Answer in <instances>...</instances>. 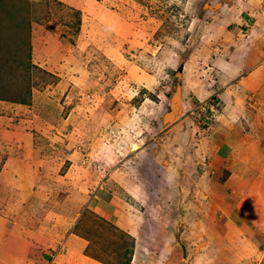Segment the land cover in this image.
Segmentation results:
<instances>
[{
	"label": "rangeland",
	"instance_id": "1",
	"mask_svg": "<svg viewBox=\"0 0 264 264\" xmlns=\"http://www.w3.org/2000/svg\"><path fill=\"white\" fill-rule=\"evenodd\" d=\"M0 117V264H264V0H0Z\"/></svg>",
	"mask_w": 264,
	"mask_h": 264
},
{
	"label": "crops",
	"instance_id": "2",
	"mask_svg": "<svg viewBox=\"0 0 264 264\" xmlns=\"http://www.w3.org/2000/svg\"><path fill=\"white\" fill-rule=\"evenodd\" d=\"M97 36V35H96ZM96 36H94L93 35V38H95ZM102 38H100V37H98L99 39H97L96 38V46H98V45H100V46H98V48L99 49H101V44H103V46H102V50L103 51H106V48H105V43L104 42H102L103 40H105V35H103V36H101ZM104 37V38H103ZM99 40V41H98ZM102 40V41H101ZM238 63L240 64V66L241 67H243V66H245L244 65V63H243V61L242 60H239L238 61ZM180 68V67H179ZM230 72H233V71H230ZM143 80V79H142ZM140 82H146V80H144V81H141L140 80ZM9 103V102H8ZM7 108L9 107L8 105L6 106ZM172 114V113H171ZM3 117V121H7V122H10V121H12L13 119L10 117V116H8V115H4V116H2ZM1 118V117H0ZM173 120H175V121H173ZM171 121H173L174 122V124H175V122H176V119L174 118V117H171V120L169 121V122H171ZM178 125H179V123H178ZM175 127H177V124H175L174 125ZM165 131H162L161 132V134H164V135H166L165 133H164ZM15 133L14 132H12L11 131V135H14ZM18 134V133H17ZM26 135V134H25ZM19 137H22L20 134H19ZM25 144V143H24ZM141 147H139V148H137V150H139ZM232 149H233V146H232ZM1 158H2V155H0V179H2V180H6L5 181V183H7V185H12L13 183H14V180H13V178L11 177V175L9 176V175H7V173H16V172H18V174H20V176H22L24 173H22L21 172V166H17V165H14L13 163V161L12 160H14L13 158H9V160H3V161H1ZM10 159H12V160H10ZM15 161V160H14ZM8 163H9V166L10 165H12V167H9L8 166ZM17 167H19V168H17ZM22 173V174H21ZM12 180V182H11V184H10V181ZM20 183V182H19ZM22 186L24 185L25 186V183H23V180H22V183H20ZM104 184H106L107 185V183H103V185ZM24 186H23V188H24ZM109 188H107V186H102V188H100V189H96L94 192H95V194H93V196L94 197H96L97 196V200H96V204L97 205H101V204H103V205H107V204H109L112 200H113V197H112V194L109 192V190H108ZM109 197V200L107 201L106 200V198L105 197ZM29 201V200H28ZM27 201V202H28ZM92 201V200H91ZM60 209L61 210H67V209H64V208H62V207H60ZM93 210H97V211H99L98 212V215H102V216H105V217H107V216H111V214L112 213H109V212H103V209L102 210H99V208H98V206H97V208H95V209H93ZM69 213H67V215L69 216V215H73V213L70 211V210H67ZM76 211V210H75ZM70 217V216H69ZM71 219L73 218V217H70ZM115 220V219H114ZM72 224V223H71ZM69 239V240H68ZM64 244H66L67 245V251H69V252H71V254H72V252H76V255H79L78 256V262H79V264H104V263H101V262H98L97 261V259L96 258H94L93 256H85V254H84V251L86 250V248H87V245H85V241H83L82 239H80V238H78V237H73V238H71V236L69 237V238H67L66 240H65V242H64ZM64 246V245H63ZM74 250V251H73ZM68 252V253H69Z\"/></svg>",
	"mask_w": 264,
	"mask_h": 264
},
{
	"label": "trees",
	"instance_id": "3",
	"mask_svg": "<svg viewBox=\"0 0 264 264\" xmlns=\"http://www.w3.org/2000/svg\"><path fill=\"white\" fill-rule=\"evenodd\" d=\"M128 261V262H127ZM126 262H127V264H129V262H130V260H127Z\"/></svg>",
	"mask_w": 264,
	"mask_h": 264
}]
</instances>
